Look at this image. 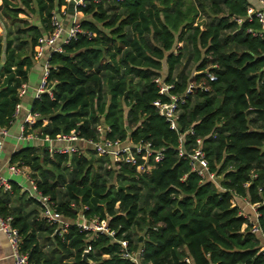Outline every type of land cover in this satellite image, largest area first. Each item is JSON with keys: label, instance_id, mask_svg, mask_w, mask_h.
I'll list each match as a JSON object with an SVG mask.
<instances>
[{"label": "trees", "instance_id": "1", "mask_svg": "<svg viewBox=\"0 0 264 264\" xmlns=\"http://www.w3.org/2000/svg\"><path fill=\"white\" fill-rule=\"evenodd\" d=\"M66 6L65 0H1V128L13 119L38 40L52 32V17ZM251 6L249 0H85L77 11L90 36L79 34L61 54H50L49 93L34 100L31 113L39 119L30 130L50 140L76 132L93 143L102 137L141 142L162 159L149 156L151 169L138 174L124 164L108 169L111 159L91 148L52 156L21 149L11 163L30 169L37 190L67 223L42 219L40 204L14 182L9 191L0 189V216L11 218L31 263L133 264L123 257L120 243L126 242L128 252L142 251L140 264H183L185 258L264 264L260 236L232 204L234 194L259 204L264 232V31L248 18ZM156 78L171 86L168 94H159ZM170 96H184L177 132L153 105ZM180 136L185 154L200 139L222 190L190 171L189 159L179 156ZM137 163H143L139 156ZM82 219L88 226L104 222L113 237L80 229Z\"/></svg>", "mask_w": 264, "mask_h": 264}, {"label": "built area", "instance_id": "2", "mask_svg": "<svg viewBox=\"0 0 264 264\" xmlns=\"http://www.w3.org/2000/svg\"><path fill=\"white\" fill-rule=\"evenodd\" d=\"M67 6L63 7L61 10V15L66 16L67 14V7L69 2L74 1V15L71 17V21L69 23L68 30H65L64 23L61 19L58 18L57 14H55L51 19V24L53 27V30L50 34L41 37L38 40L37 46L34 48V60H40L42 59L45 52L47 54L52 53H62V46L65 44H68L71 40H75V38L79 34H86L87 36H90L88 32H84L80 27V21L78 19V12L77 10L81 7H84L85 0H65ZM97 2L98 0H94ZM260 4V6L254 10L249 8L248 10V18L251 16H254L258 23L261 25L262 30L264 31V2L261 0H257ZM239 22H242L239 20ZM248 33L252 34L254 37L260 36L258 33H253L251 30L248 31ZM50 66L48 64V61L43 63V74L40 81V85L36 92V98H38L41 94L47 92L49 93L48 84H47V77L49 74ZM209 81L213 82L215 81V77L208 75ZM154 83L157 85V88L159 90L160 95L168 94L169 90L171 89V86H168L163 83V80L160 78H156L154 80ZM24 86H21L20 91H18L19 96L24 94ZM193 85H189L186 92L190 93L193 89ZM199 88H201L203 91H206V87L204 84L199 85ZM184 103V96L182 97H175L170 96V102L168 103H162L159 100L154 102V107L157 110V113L159 116L164 118L165 122L169 125V128L171 130H174L177 132V121H178V107L179 105ZM19 106H16V109H18ZM39 119L38 115L33 116L32 122L29 124H35L36 120ZM24 131V129H23ZM98 132L103 136V133L105 132L104 128H98ZM190 134L192 132L190 131ZM6 135L5 129H0V156L4 149V136ZM30 138H33V136H30ZM46 142L51 143L54 140H50L47 137L45 138ZM55 141L64 142L65 146L62 148H49L48 152L50 156L53 154H59V155H80L81 151L78 146H76V143L81 141L76 132H71L68 135H61L57 136ZM85 146L91 148L93 151H95V154L104 157L107 156L111 159L112 167H108V169H118L120 165H129L136 168V171L138 174H142L144 172H148L151 169V166H148L146 162L148 161V157L153 156V161L155 163H158L161 161L162 156L160 152H154L150 150L149 144H142L141 142L138 144H130L128 142H114L112 143L109 140L101 138V141L98 143H93L91 141H82ZM179 142V156L180 157H186L189 159V166L190 171L192 173H195L198 177L201 178V180H208L209 182L215 184L220 190H222L218 183L217 178L215 177V174L209 171L208 162L205 157V154L200 148L201 141L200 139L196 140V147L191 151L190 154H185L182 149V136L178 138ZM154 154V155H153ZM137 156H139L140 160L143 162L141 165H138L137 163ZM8 172L11 176H17L21 175L24 176L26 181L28 182V188L24 192L27 193L29 198H33L36 200L41 208H42V216L41 218L47 221L48 223H54L59 224L64 227L67 226V223H64L62 219L59 218V216L53 211L52 204L50 202V199L46 196H43L36 187L35 182L33 179L23 171L21 166L17 165H10L7 168ZM0 188H2L4 191L10 190V181L4 178L2 175H0ZM241 199L245 202L247 205L246 208L250 210V214L242 213L243 210H240V215L247 219L248 223L250 224V230L249 232L252 235H259L262 242V250L261 252L264 255V232L260 229L258 225L259 220V213L257 212V209L259 207V204H251L247 199L239 198L237 195L234 194V199L232 200V204L235 207V200ZM11 218L6 217L3 218L0 216V231L7 237L11 250H12V259L14 264H33L28 260V257L26 254L21 252L20 245H21V237L18 234V231L12 227L11 225ZM77 226L84 230V231H92V232H104L108 236L113 237V233L109 232L106 229L105 223L101 222L98 223L96 221L93 222L92 226L87 227L84 225V220L77 222ZM246 227V226H244ZM123 248V257L129 261H131L133 264H140V258L142 251L139 250L136 253H130L127 251V243L121 242L120 243ZM87 252V251H85ZM183 264H192V261L189 258H185L183 260Z\"/></svg>", "mask_w": 264, "mask_h": 264}, {"label": "crops", "instance_id": "3", "mask_svg": "<svg viewBox=\"0 0 264 264\" xmlns=\"http://www.w3.org/2000/svg\"><path fill=\"white\" fill-rule=\"evenodd\" d=\"M14 1V0H12ZM252 3L251 9H256L257 6L253 5V0H249ZM66 2V1H65ZM1 5V0H0ZM61 13V12H60ZM60 13L57 14L58 18L61 19L64 23L65 30H68L69 23L71 21V16L68 14V7H67V15L62 16ZM21 19H25V16L20 15ZM19 16V17H20ZM78 19L81 21L83 19V14H78ZM4 31L0 24V37H3ZM50 54L47 52L44 53L42 59L34 60L33 64L28 70L27 73V81L22 84L24 86V94L19 96V104L17 106L18 109L15 107V111L13 114V119L11 123L5 129L6 135L4 136V149L0 156V175L11 182L17 184L21 191L24 192L28 188V182L26 181L24 176L17 175L11 176L8 172L7 168L10 165H17L21 166L23 171L30 176V169L27 166H22L17 163H11L13 156L18 153L21 149L27 147H33L36 149L46 150L48 152L49 148H62L65 146L64 142L59 141H52L51 143L46 142L45 139L39 138L38 132L31 131V127L33 124H29L33 120V114L31 113L32 105L34 100L36 99V92L40 85V81L43 74V63L48 61ZM21 89V87H20ZM20 89L18 91H20ZM37 121V120H36ZM45 124V122H44ZM25 125L28 126V134H25ZM24 129V131H23ZM33 136V138H30ZM76 146L79 147L81 154H84L87 150H90L89 147L85 146L82 141L76 143ZM49 153V152H48ZM1 189V188H0ZM27 194V193H26ZM235 203L237 204L239 209H243L246 213H251L250 210L246 208V204L241 199H236ZM0 264H14L12 259V250L9 244L7 237L0 231Z\"/></svg>", "mask_w": 264, "mask_h": 264}, {"label": "water", "instance_id": "4", "mask_svg": "<svg viewBox=\"0 0 264 264\" xmlns=\"http://www.w3.org/2000/svg\"><path fill=\"white\" fill-rule=\"evenodd\" d=\"M68 14L72 17L74 15V1L69 2L68 4ZM2 68V64H0V70ZM87 252H84L83 261L87 262Z\"/></svg>", "mask_w": 264, "mask_h": 264}, {"label": "rangeland", "instance_id": "5", "mask_svg": "<svg viewBox=\"0 0 264 264\" xmlns=\"http://www.w3.org/2000/svg\"><path fill=\"white\" fill-rule=\"evenodd\" d=\"M19 18H23V17L20 16ZM81 20H82V19H81ZM235 207L238 208V206H237L236 203H235ZM238 209H239V208H238ZM240 210H243V209H239V211H240ZM243 212L246 213L244 210L242 211V213H243ZM247 214H249V213H247ZM84 225L87 226V227H90V226L86 225V223H84Z\"/></svg>", "mask_w": 264, "mask_h": 264}]
</instances>
